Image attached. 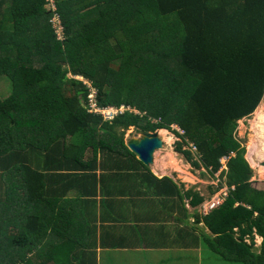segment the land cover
<instances>
[{"label": "trees", "instance_id": "16d2710c", "mask_svg": "<svg viewBox=\"0 0 264 264\" xmlns=\"http://www.w3.org/2000/svg\"><path fill=\"white\" fill-rule=\"evenodd\" d=\"M55 3L0 0V78L12 81L0 96V264L93 262L90 241L70 238L69 195L93 201L84 183L100 155L146 169L126 148L131 128L173 134L174 152L213 179L230 158L203 242L225 263L264 264V192L236 138L264 98V0ZM69 75L91 84L100 109L126 112H91L90 87Z\"/></svg>", "mask_w": 264, "mask_h": 264}, {"label": "crops", "instance_id": "0c3cea01", "mask_svg": "<svg viewBox=\"0 0 264 264\" xmlns=\"http://www.w3.org/2000/svg\"><path fill=\"white\" fill-rule=\"evenodd\" d=\"M171 149L172 146L167 145L163 154L174 160L178 156ZM163 154L156 159L154 156V165L146 169L137 167L130 159L126 165L123 159L119 162L100 155L98 168L93 172L96 178L84 183L95 194L91 200L96 204L93 201L83 204L78 192L69 195V214L77 217L79 226L72 230L70 238L77 242L81 239L90 241L88 255L94 258L89 264H102L103 252L105 264L116 259H122L126 264L223 263L214 254L217 258L208 257L201 248L205 246L203 240L209 236L202 222L205 218L201 214L202 208L207 201L220 196L218 191L211 187L210 198L205 199L186 189L185 180L189 179L185 178V172L189 164L176 162V168L180 169L177 173L165 166ZM208 178L213 184L218 183L212 177ZM164 179L170 180L171 184ZM252 183L256 190L264 192V185H256L253 180ZM192 195L202 200L199 206H192L196 202ZM74 222L75 217L71 225Z\"/></svg>", "mask_w": 264, "mask_h": 264}, {"label": "rangeland", "instance_id": "374dc122", "mask_svg": "<svg viewBox=\"0 0 264 264\" xmlns=\"http://www.w3.org/2000/svg\"><path fill=\"white\" fill-rule=\"evenodd\" d=\"M46 8H50V7L46 6ZM59 34L61 36V32H59ZM69 78H75V77L69 75ZM75 79H77V78H75ZM79 79H81V78H79ZM84 83L89 84V82L86 80H84ZM11 84H12V81L10 79H8L7 77H1L0 78V96L2 98H6L12 93V85ZM173 130H175V127L173 128ZM155 133H157L158 137L163 142H165L164 143V145H165L164 150L157 152L156 153L157 155L155 154V159L158 158V155H160L161 153L162 154L166 153L167 145L172 146L173 149H171V150L175 154V152H174L175 144L179 143L180 139L176 138L171 133L168 134L165 131H160V132L156 131ZM155 133H153V134H155ZM161 133L164 134V136L166 138L161 136ZM236 134H237L236 138L242 144V146L246 149V160L251 165V167L254 171L253 182L256 185H264V167L262 165V164H264V98H263L260 106L258 107V109L255 111L254 115L252 117H250L249 119H245V120L241 121L238 124V129H237ZM140 136H141V134H138L137 132L134 131V129L131 128L128 132H126V142L130 139H138V138H140ZM177 156L178 157L174 158V160H173L172 158L168 159L167 154H163L162 160L168 169L169 168L171 170L175 169V172L179 173L180 169L176 168V162H177V164H179L178 163V161H179L184 165H186V164L188 165V163L186 162V160L181 155L177 154ZM187 169H188V171L185 172L186 173L185 178L189 179V180L184 179L185 181H187L186 189L192 190L193 192H197L198 195H201L205 199H208V198H210V196H208L210 189H213L211 187L215 188L213 190H217L219 188L218 183L214 182V184H213L212 181L209 180L207 174H205L206 172L204 169L201 168L200 170H195L190 165L188 166ZM138 171H140V169ZM170 173H172V172H170ZM214 181H216V179H214ZM216 197H218V196H216ZM214 200H215V198H213L212 200L210 199L209 201L212 202ZM209 201H207V203H209ZM255 242L257 243V246H259V244L262 243L261 240L257 241L256 238H255ZM201 248L203 249V251H205L208 254V257L217 258L204 245L201 246ZM101 259L103 260L102 264H105L104 263V260H106L105 252H103ZM109 264H126V262L122 259H120V260L116 259L115 262H111ZM204 264H208V263H204ZM219 264H236V263H225V262L220 263L219 262Z\"/></svg>", "mask_w": 264, "mask_h": 264}, {"label": "built area", "instance_id": "2783aa9c", "mask_svg": "<svg viewBox=\"0 0 264 264\" xmlns=\"http://www.w3.org/2000/svg\"><path fill=\"white\" fill-rule=\"evenodd\" d=\"M48 2V5L50 8L48 9H52V10H56V3H55V0H47ZM52 24H53V28L55 29L56 33L59 35V38L60 39H63V36H62V31H63V27L61 25V20H60V17L59 15H55L53 17V20H52ZM59 32H61V36L59 34ZM90 89H91V95L89 96L90 98V104H91V112H94L96 114H102L105 119L107 120H111L113 121V118L117 115V114H123L126 112L125 108L122 107L121 109H116V108H107V109H100L98 106H97V103H96V100H95V95H96V91L94 90V88H92V86L90 84H87ZM174 128V127H173ZM175 130L179 133L180 136H183L184 133L182 131H180L179 129L175 128ZM188 149L194 154L197 153L196 151V148L189 144L188 146ZM230 158H224L222 161H221V164L223 166V170L224 169H227L226 166H227V163L229 162ZM220 183V182H218ZM228 194H229V189L228 188H225L224 190H222L220 192V196L218 198H215L214 201L212 202H209L207 203L205 206H203L202 208V212L201 214L205 217L207 215H209L212 211H214L216 208L220 207L223 205V203L225 202V200L227 199L228 197Z\"/></svg>", "mask_w": 264, "mask_h": 264}, {"label": "water", "instance_id": "95a60500", "mask_svg": "<svg viewBox=\"0 0 264 264\" xmlns=\"http://www.w3.org/2000/svg\"><path fill=\"white\" fill-rule=\"evenodd\" d=\"M126 148L144 167L149 168L154 165L155 154L164 149V143L156 133L141 134L138 139L128 140Z\"/></svg>", "mask_w": 264, "mask_h": 264}, {"label": "clouds", "instance_id": "9594fccd", "mask_svg": "<svg viewBox=\"0 0 264 264\" xmlns=\"http://www.w3.org/2000/svg\"><path fill=\"white\" fill-rule=\"evenodd\" d=\"M77 78V80H79V81H83L84 82V80L85 79H83L82 77H76ZM79 78H81V79H79ZM172 129H173V127H172ZM173 131H175V130H173ZM165 132H167V131H165ZM168 133V132H167ZM157 134V133H156ZM169 134V133H168ZM179 134V133H178ZM164 143V142H163ZM189 150V149H188ZM226 168H227V166H226ZM228 171V168L226 169V170H223V168H222V170H221V172H220V174L222 173V172H227ZM216 182H220V183H218L219 184V188L221 187V179H220V175H219V177L217 178V176H216ZM218 188V189H219ZM217 189V191H218V193L219 192H221L222 190H224L225 189V187H223L222 189H219L218 190ZM220 195V193L218 194V196ZM224 204V203H223ZM217 209V208H216ZM208 216V215H207ZM204 217V216H203ZM206 217V216H205Z\"/></svg>", "mask_w": 264, "mask_h": 264}, {"label": "bare ground", "instance_id": "6f19581e", "mask_svg": "<svg viewBox=\"0 0 264 264\" xmlns=\"http://www.w3.org/2000/svg\"><path fill=\"white\" fill-rule=\"evenodd\" d=\"M159 132H160V131H159ZM165 134H166V133H165ZM161 136H163L164 138H166V137L164 136V134H162V133H161ZM167 140H168V139H167ZM168 141H169V140H168ZM164 143H165V142H164Z\"/></svg>", "mask_w": 264, "mask_h": 264}]
</instances>
